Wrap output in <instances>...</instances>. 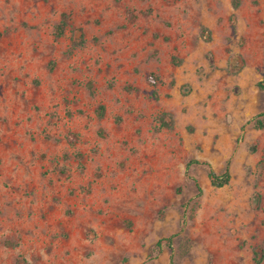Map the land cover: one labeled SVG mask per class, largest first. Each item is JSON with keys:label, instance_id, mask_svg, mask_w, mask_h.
Here are the masks:
<instances>
[{"label": "rangeland", "instance_id": "374dc122", "mask_svg": "<svg viewBox=\"0 0 264 264\" xmlns=\"http://www.w3.org/2000/svg\"><path fill=\"white\" fill-rule=\"evenodd\" d=\"M263 80L264 0H0V264H264Z\"/></svg>", "mask_w": 264, "mask_h": 264}, {"label": "trees", "instance_id": "16d2710c", "mask_svg": "<svg viewBox=\"0 0 264 264\" xmlns=\"http://www.w3.org/2000/svg\"><path fill=\"white\" fill-rule=\"evenodd\" d=\"M66 26H67L66 18H65V16H62L60 21L55 26V36L56 37L61 36L63 34L64 29H65ZM84 41H85L84 35H83V33H80V35H79L77 40H72L71 45H70V50H73L77 46L82 45L84 43ZM148 81H149V84L153 87V91H152L153 96L157 97L158 95H157V91L155 89H156V86L158 84V79L155 76H153V75H149ZM257 86L260 89L264 90V80L263 81H259L257 83ZM103 111H104V107L102 105H99L97 110H96V114L98 116H101L103 114ZM165 116H168V114L167 113H162L159 116V119L161 120V122L163 124L170 125L169 121H165ZM260 116H261V118L256 120V124L255 125L257 127H264V113H262ZM72 135L73 134H69V136H72ZM208 175L210 177L211 184L214 185V186H217V187H220V186H223V185L227 184L229 179H230V172H229L228 167H226L224 169V171L221 172V173H216V172H214L213 170L210 169Z\"/></svg>", "mask_w": 264, "mask_h": 264}]
</instances>
